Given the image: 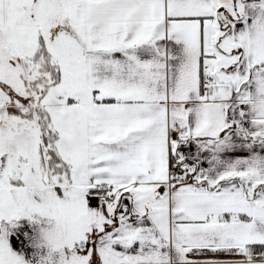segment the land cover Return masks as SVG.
I'll list each match as a JSON object with an SVG mask.
<instances>
[{
  "label": "snow or ice",
  "instance_id": "6c2138e0",
  "mask_svg": "<svg viewBox=\"0 0 264 264\" xmlns=\"http://www.w3.org/2000/svg\"><path fill=\"white\" fill-rule=\"evenodd\" d=\"M0 264H264V0H0Z\"/></svg>",
  "mask_w": 264,
  "mask_h": 264
}]
</instances>
